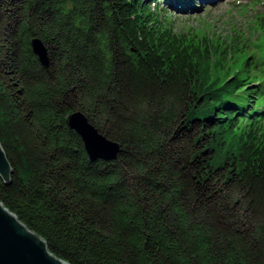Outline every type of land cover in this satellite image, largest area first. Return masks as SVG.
Masks as SVG:
<instances>
[{"label":"trees","instance_id":"trees-1","mask_svg":"<svg viewBox=\"0 0 264 264\" xmlns=\"http://www.w3.org/2000/svg\"><path fill=\"white\" fill-rule=\"evenodd\" d=\"M253 30L187 45L137 0H0V203L67 264H264ZM76 112L114 160H89Z\"/></svg>","mask_w":264,"mask_h":264},{"label":"water","instance_id":"water-1","mask_svg":"<svg viewBox=\"0 0 264 264\" xmlns=\"http://www.w3.org/2000/svg\"><path fill=\"white\" fill-rule=\"evenodd\" d=\"M33 54L47 67L48 56L38 39L30 41ZM67 126L81 138L90 161H112L119 152V145L99 134L80 113L66 119ZM9 167L0 146V176H7ZM0 264H67L52 256L41 239L27 230L19 220L0 203Z\"/></svg>","mask_w":264,"mask_h":264},{"label":"rangeland","instance_id":"rangeland-1","mask_svg":"<svg viewBox=\"0 0 264 264\" xmlns=\"http://www.w3.org/2000/svg\"><path fill=\"white\" fill-rule=\"evenodd\" d=\"M255 0H220L216 3H209L207 5H200L195 3L199 10L194 11V14H187L183 18H179L176 14L168 12L172 19L173 25L176 30L182 31L185 27H189L194 30L200 26L198 18L206 21L209 27L215 31L217 35H224L230 28L243 26V17L239 15V8L235 6H241L248 3H253ZM263 1V0H258ZM236 2L240 3L239 5ZM254 7V6H253ZM262 7V8H261ZM164 9L163 7H160ZM260 9L249 8L252 14L255 12H263L264 5L259 6ZM226 21L227 24L224 22Z\"/></svg>","mask_w":264,"mask_h":264},{"label":"bare ground","instance_id":"bare-ground-1","mask_svg":"<svg viewBox=\"0 0 264 264\" xmlns=\"http://www.w3.org/2000/svg\"><path fill=\"white\" fill-rule=\"evenodd\" d=\"M190 1H197V2L201 3V5L206 4L208 2L207 0H190ZM172 7H175L177 9V8H180V5H179V3H173Z\"/></svg>","mask_w":264,"mask_h":264}]
</instances>
